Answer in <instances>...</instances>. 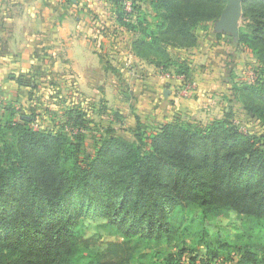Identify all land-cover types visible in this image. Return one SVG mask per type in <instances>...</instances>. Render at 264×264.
<instances>
[{
    "label": "trees",
    "instance_id": "16d2710c",
    "mask_svg": "<svg viewBox=\"0 0 264 264\" xmlns=\"http://www.w3.org/2000/svg\"><path fill=\"white\" fill-rule=\"evenodd\" d=\"M114 1L122 6L117 21L132 35L133 56L186 81L188 58L171 51L192 50L197 31L226 5ZM241 14L235 41L254 58L257 79L244 87L254 98L240 111L264 121V104L253 103L264 102V0H243ZM62 115L64 125L34 130L33 115L16 121L10 113L0 127V264H264V135H243L230 113L205 127L179 117L137 120L133 140L108 127L93 155L82 159L90 123L79 110ZM230 217L248 221L232 240L235 227L215 228ZM137 236L182 249L165 257L139 253L129 243ZM188 239L194 247L186 259Z\"/></svg>",
    "mask_w": 264,
    "mask_h": 264
},
{
    "label": "rangeland",
    "instance_id": "374dc122",
    "mask_svg": "<svg viewBox=\"0 0 264 264\" xmlns=\"http://www.w3.org/2000/svg\"><path fill=\"white\" fill-rule=\"evenodd\" d=\"M83 1L86 11L80 16L78 11L75 12L73 9L71 18L74 20L76 16H80L83 23L82 27L88 28L87 31L79 34L81 37L84 35L89 47L100 54L106 75H97V77L88 75V78L83 82L85 84L79 83L77 75L59 73L55 75H9V80L4 79L6 75H1L0 127L10 113H14L16 121H21L24 116L32 117L33 115L35 120L31 127L34 130H39L52 127L56 123L64 125L67 120L62 113L69 109L82 111L90 123L89 131L84 133L82 159L93 155L98 137L104 135V131L108 127L113 128L117 136L127 141L133 140L132 131L136 127L137 120L147 125L153 122L163 123L179 117L184 122L205 127L213 121L225 119L230 113L233 125L243 135H264V121L256 115H242L240 111L248 106L249 96L254 98V96L243 91L244 87L254 85L257 79L251 68L248 69L246 75H232L229 86H225V91L221 90L220 87L218 91L214 89L215 93H219L217 97H211L210 91L208 92L209 97H204L201 100L194 98L196 102L198 99L200 100L194 112L189 111V108L184 106L185 100H190L191 93L186 97L183 94H177L175 101L171 100V102L167 101L170 100L169 97L165 100L159 96L153 114L147 113L146 107H144L146 103L142 102L144 98L139 95V93H144L142 91L147 77L146 75H129L133 68H136V64L131 60L134 56L128 59L129 55L133 54L131 51L132 35L117 21L122 6H119L114 0ZM138 5L144 12L149 10V6L145 2ZM131 9V3L125 2V12L130 13ZM74 36L76 38L77 33H74ZM171 53L173 56H178L180 51H171ZM59 65L58 69L62 71V64ZM225 79L226 77H224ZM5 86L10 88L9 92ZM95 89L103 94L102 97L108 101V105H105L104 100H101L99 95L93 97L95 94L89 92ZM119 89L123 94H118L117 100H113V92L118 93ZM3 90L7 96L3 94ZM253 103L258 107H262L260 104H264L260 99H254ZM114 113L119 114V119L114 118ZM190 213V211L185 213L186 219L189 218ZM178 218L177 212L171 222L173 226L178 225ZM216 223V230L224 229L226 226L236 228L230 233V240L234 238L235 233L240 229H246L248 225V221L244 217L239 219L230 217L229 219L218 220ZM117 239L123 241L121 235H118ZM129 243L139 253H147L153 257H157V253L165 257L182 249L181 243L171 244L169 247L164 240L158 243L154 239L147 240L140 236L131 239ZM185 247L187 253H185L184 258L188 259L191 256L188 253H191L194 247L193 240L188 239ZM202 255L203 252L199 253L200 257ZM143 263L150 264V262Z\"/></svg>",
    "mask_w": 264,
    "mask_h": 264
},
{
    "label": "crops",
    "instance_id": "0c3cea01",
    "mask_svg": "<svg viewBox=\"0 0 264 264\" xmlns=\"http://www.w3.org/2000/svg\"><path fill=\"white\" fill-rule=\"evenodd\" d=\"M83 3V0H0V76L6 75L4 79H8L9 75L59 73L77 75L79 83L85 84L83 82L88 75H106L100 54L89 47L84 35L81 37L79 34L88 29L82 27L80 17L86 11ZM73 9L80 14L74 20L71 18ZM218 20L197 31V44L192 50L179 53L182 58H188L190 64L187 81L174 75H171L172 80L164 81L160 76L161 70L137 60L133 54L129 55L128 59L133 57L131 60L137 68H133L129 75L147 77L144 93H139L144 98L142 102L146 103L147 113L153 114L159 96L175 101L185 84L192 85L193 90L184 106L194 112L202 98L219 95L214 89L218 91L220 87L225 91L232 75H246L248 69L253 68L255 61L252 55L236 43L231 32L218 26ZM239 27L240 23L238 30ZM74 33H77L76 38ZM60 63L62 71L58 69ZM5 88L9 92L10 88ZM89 92L95 94L93 97L99 95L108 105L103 94L96 89ZM3 94L7 96L5 91ZM118 94H123L120 89L118 93L113 92V100H117ZM194 98L200 100L196 102Z\"/></svg>",
    "mask_w": 264,
    "mask_h": 264
},
{
    "label": "water",
    "instance_id": "95a60500",
    "mask_svg": "<svg viewBox=\"0 0 264 264\" xmlns=\"http://www.w3.org/2000/svg\"><path fill=\"white\" fill-rule=\"evenodd\" d=\"M226 1L227 5L217 21V24L221 29L231 32L236 38L238 34V26L242 17L241 4L243 0Z\"/></svg>",
    "mask_w": 264,
    "mask_h": 264
},
{
    "label": "built area",
    "instance_id": "2783aa9c",
    "mask_svg": "<svg viewBox=\"0 0 264 264\" xmlns=\"http://www.w3.org/2000/svg\"><path fill=\"white\" fill-rule=\"evenodd\" d=\"M161 78L164 81H170L172 80V76L169 73L161 72ZM193 90V86L189 84H185L182 89L179 90L178 94H183V96H187L188 94H191Z\"/></svg>",
    "mask_w": 264,
    "mask_h": 264
}]
</instances>
